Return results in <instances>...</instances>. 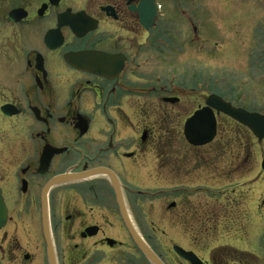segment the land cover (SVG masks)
Here are the masks:
<instances>
[{"label":"flooded vegetation","instance_id":"obj_1","mask_svg":"<svg viewBox=\"0 0 264 264\" xmlns=\"http://www.w3.org/2000/svg\"><path fill=\"white\" fill-rule=\"evenodd\" d=\"M88 3L0 0V188L8 207L0 264H50V247L57 264H154L132 230L164 264H196L176 252L179 244H171L168 260L139 223L144 162L152 156L147 98L158 90L148 93L138 72L147 45H158L165 6ZM262 170L252 190L258 195L238 209L245 228L225 215L229 223L219 230L216 215L223 211L210 210L216 224L208 234L197 231L207 235L202 242L179 245L197 264H264Z\"/></svg>","mask_w":264,"mask_h":264},{"label":"rangeland","instance_id":"obj_2","mask_svg":"<svg viewBox=\"0 0 264 264\" xmlns=\"http://www.w3.org/2000/svg\"><path fill=\"white\" fill-rule=\"evenodd\" d=\"M88 2L75 0L78 6ZM162 3L158 45H147L138 72L143 84H150L146 91L157 85L158 93L147 98L146 122L153 128L148 154L152 156L144 162L143 196L141 208L137 207L144 237L171 260L166 253L171 244L192 247L216 224L207 217L208 211H223L216 216L219 230H225L229 223L225 215L239 217L238 209L258 195L252 190L262 178L264 139L243 127L246 135L253 136L249 142L233 119L223 115L216 117L217 135L210 145L189 144L184 128L211 93L264 113V0ZM181 9L188 12L181 14ZM189 12L193 24L187 20ZM164 96L176 101L165 103ZM172 201L178 205L169 208ZM188 206L193 211H187ZM242 219L237 218V226L245 228ZM205 228L206 234L197 232Z\"/></svg>","mask_w":264,"mask_h":264},{"label":"water","instance_id":"obj_3","mask_svg":"<svg viewBox=\"0 0 264 264\" xmlns=\"http://www.w3.org/2000/svg\"><path fill=\"white\" fill-rule=\"evenodd\" d=\"M159 10L158 6V12ZM168 100L176 101L175 98H168ZM221 113L232 117L236 121L248 127L260 140L264 139V114L249 112L243 108L235 107L231 102H227L221 96L211 94L206 101V105L196 110L193 115L187 119L184 128V134L187 141L193 146H202L211 143L217 135L216 115ZM64 178H66V175L59 177V179ZM45 205L46 203L44 202V214L46 215ZM173 205L174 204L172 203L170 207ZM7 219L8 209L0 188V229L6 225ZM44 219L47 224L46 216H44ZM132 233L138 246L154 264H164L141 237H139L133 230ZM175 250L178 254L194 261L196 264L200 261L194 253L187 252L179 246H175ZM50 264H56L54 250L51 247Z\"/></svg>","mask_w":264,"mask_h":264},{"label":"trees","instance_id":"obj_4","mask_svg":"<svg viewBox=\"0 0 264 264\" xmlns=\"http://www.w3.org/2000/svg\"><path fill=\"white\" fill-rule=\"evenodd\" d=\"M238 128H239V130L240 131H243V137H244V139H248L249 140V142H251V140H252V138H253V136L251 135V134H248V135H246V133H244V130H243V126H237ZM245 128V127H244ZM246 129V128H245ZM240 137H241V135H240Z\"/></svg>","mask_w":264,"mask_h":264}]
</instances>
